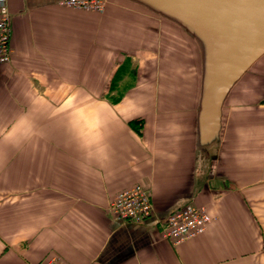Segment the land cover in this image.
Here are the masks:
<instances>
[{
  "label": "crops",
  "instance_id": "crops-1",
  "mask_svg": "<svg viewBox=\"0 0 264 264\" xmlns=\"http://www.w3.org/2000/svg\"><path fill=\"white\" fill-rule=\"evenodd\" d=\"M9 9L0 264H264L260 71L235 83L219 136L201 143L202 59L180 26L131 0L104 12L58 0ZM136 183L151 190L155 214L121 222L108 205ZM186 204L213 220L175 244L162 224Z\"/></svg>",
  "mask_w": 264,
  "mask_h": 264
},
{
  "label": "water",
  "instance_id": "water-1",
  "mask_svg": "<svg viewBox=\"0 0 264 264\" xmlns=\"http://www.w3.org/2000/svg\"><path fill=\"white\" fill-rule=\"evenodd\" d=\"M131 1L196 36L203 62L198 134L201 143L216 139L230 89L264 55V0Z\"/></svg>",
  "mask_w": 264,
  "mask_h": 264
},
{
  "label": "built area",
  "instance_id": "built-area-1",
  "mask_svg": "<svg viewBox=\"0 0 264 264\" xmlns=\"http://www.w3.org/2000/svg\"><path fill=\"white\" fill-rule=\"evenodd\" d=\"M61 6L104 12L109 0H58ZM10 0H0V64L12 61L13 29L9 9ZM108 210L121 222H142L155 214L151 190L141 183L120 190L110 201ZM213 217L205 207L186 204L171 212L162 224V236L175 244L204 234Z\"/></svg>",
  "mask_w": 264,
  "mask_h": 264
},
{
  "label": "rangeland",
  "instance_id": "rangeland-1",
  "mask_svg": "<svg viewBox=\"0 0 264 264\" xmlns=\"http://www.w3.org/2000/svg\"><path fill=\"white\" fill-rule=\"evenodd\" d=\"M137 5H140V4H138V3H136ZM140 6H142V5H140ZM142 7H144V6H142ZM144 8H146V7H144ZM148 9V8H147ZM150 10V9H149ZM150 11H152V10H150ZM153 12V11H152ZM154 14H156L158 17H160L161 19H164V20H166V21H169V22H172V23H174V24H177L178 26H180L181 27V29H182V32H183V34H184V36H185V38H187V39H189L193 44H195L196 46V50H197V57H199L200 58V60L202 59V57H201V49H200V46H199V44H198V40H197V38H196V36L194 35H192L189 31H188V29L183 25V24H181V22L179 23V22H176L175 21V19L174 18H172V17H170V15H166V14H161V13H156V12H153ZM173 19V20H172ZM202 61V60H201ZM202 63V67H201V70H202V72H203V62H201ZM250 70L252 71H260V73H259V75H258V78H259V80L261 81H263L264 80V56H263V58L260 60V61H258V63H257V65H255L254 67H251L250 68ZM259 84L260 83H256V82H254L253 83V85L252 86H255V88L258 90L259 89ZM201 85H202V82H201ZM234 87V86H233ZM233 87L230 89V91L233 89ZM228 96V95H227Z\"/></svg>",
  "mask_w": 264,
  "mask_h": 264
},
{
  "label": "trees",
  "instance_id": "trees-1",
  "mask_svg": "<svg viewBox=\"0 0 264 264\" xmlns=\"http://www.w3.org/2000/svg\"><path fill=\"white\" fill-rule=\"evenodd\" d=\"M168 22V21H165ZM139 123V122H138ZM132 125L140 131V127L137 126V121H132Z\"/></svg>",
  "mask_w": 264,
  "mask_h": 264
}]
</instances>
